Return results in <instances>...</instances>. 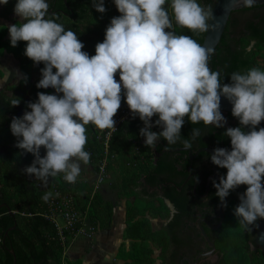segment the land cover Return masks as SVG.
<instances>
[{"label": "clouds", "instance_id": "obj_1", "mask_svg": "<svg viewBox=\"0 0 264 264\" xmlns=\"http://www.w3.org/2000/svg\"><path fill=\"white\" fill-rule=\"evenodd\" d=\"M255 2L242 0L248 8ZM8 3L0 0L2 5ZM114 4L120 14L111 18L103 41L89 55L78 35L57 22L58 14L48 18L47 0H16L13 11L22 22L8 26L10 44L26 42L24 55L35 65H44L36 87L54 89L51 94L38 92L36 101L27 102L30 110L11 120L15 146L34 156L22 171L45 186L60 175L75 184L82 165L91 160L85 150L87 126L114 132V116L122 100L133 118L143 121L140 135L146 137L145 146L154 149L162 137L166 149L177 142L191 149L192 141L181 138L185 119L224 127L223 96L232 104L239 126L224 132L230 150L217 147L211 154L216 166L227 169L219 183L213 180L215 195L227 207L225 198L244 185L233 215L246 229L264 219V127H259L264 121V70L233 72L230 83H223L221 72L209 66L214 50L177 34V27L196 34L208 32L214 27L209 21L215 19L211 6L197 0H170V4L169 0H114ZM92 6L99 13L107 11L104 0H92ZM9 76L6 72L4 80ZM12 96L9 105L19 106L20 98ZM153 126L162 130L152 131ZM200 135L199 129H192V140ZM52 196L49 191L41 199L47 203Z\"/></svg>", "mask_w": 264, "mask_h": 264}, {"label": "trees", "instance_id": "obj_2", "mask_svg": "<svg viewBox=\"0 0 264 264\" xmlns=\"http://www.w3.org/2000/svg\"><path fill=\"white\" fill-rule=\"evenodd\" d=\"M197 2L204 6L202 0ZM15 3L16 0H9L7 5H1L0 16L10 18ZM104 4L111 17L120 14L114 0H104ZM96 16L97 11L92 6V0H89L86 15L78 26L83 34L98 37L89 41L80 39L84 44L83 51L89 55L95 54L96 43L102 42L105 35V28L93 23ZM59 21L62 24L76 23L66 13H61ZM21 22L20 19L12 20L17 25ZM175 30L178 35H184L181 28L177 27ZM6 32L7 25L1 24L0 53L7 50L18 58L21 76L17 83L0 89V264H12L13 255L9 248L15 252V264H84L80 257L65 261L62 257L64 243L68 242L69 235L75 233L80 220L62 229L60 234L50 214V201H58L65 196L70 208L81 212L86 210L87 220L94 228L110 224L114 204L104 199L98 190L92 192L84 181L77 180L75 184H69L60 175L50 178L45 186L22 171L32 163L34 156L31 153L22 154V150L15 146L17 138L11 133L10 123L13 117L22 116L25 110H30L27 109V102L33 101L31 72L35 64L24 55L26 42L21 41L16 47H12ZM198 37L202 38L203 33L198 34ZM248 61L250 68L264 70V54L250 52ZM40 65L44 66L42 63ZM12 94L20 98L19 106L9 105L10 98H14ZM153 118L155 120L157 117ZM141 123L138 116L133 118L130 114L116 126V130L108 138V157L129 147L138 148L139 154H142V157H136L132 161L134 170L121 174V185L125 188L126 195L125 225L123 239L116 249L115 257L121 259L122 264H167L169 240L164 228L173 217L161 227L154 228L149 214L165 218L169 216L170 208L164 196L160 197L158 205L148 206L145 197L136 195L141 191L133 183L137 175L148 176L156 168L152 159L153 151L145 146L143 136L140 135ZM96 134L86 131L88 141L85 150L91 154L90 162L98 161L95 164L98 169L99 160L104 155V146L103 140L98 139ZM41 155H44L43 149ZM49 191L53 196L46 203L41 197ZM235 207L229 206L214 238L216 249L222 252L221 264H264V252L254 243L256 224L248 229L241 226L233 215ZM155 247L159 248L157 261L153 255Z\"/></svg>", "mask_w": 264, "mask_h": 264}, {"label": "water", "instance_id": "obj_3", "mask_svg": "<svg viewBox=\"0 0 264 264\" xmlns=\"http://www.w3.org/2000/svg\"><path fill=\"white\" fill-rule=\"evenodd\" d=\"M204 6H211L214 25L199 38L198 34L182 29L184 35L191 36L202 46L212 48L209 66L221 72L223 83H230L233 72H245L249 66L250 52L264 54V0H256L251 8L245 7L242 0H202ZM89 0H47L49 17L52 14L66 13L76 23L63 24L81 40H94L79 31V22L86 15ZM58 23H61L59 20ZM232 104L221 97V112L227 123L222 128L205 127L203 122L191 124L185 119L181 128V138L192 141V148L185 150L182 143L167 145L162 137L153 149L156 168L148 176L137 175L133 183L141 189L148 206H156L161 196H167L175 203L177 212L164 228L169 240L167 264H221L222 252L214 247V238L222 222L221 201L215 195L213 180L219 183L227 169L219 168L211 161V154L217 147L230 150V138L224 135L227 127L239 126L232 116ZM153 121L154 118H153ZM259 127H264V121ZM192 129H199L201 135L192 140ZM157 126L152 131L159 132ZM247 130V129H245ZM145 140V139H144ZM143 140V141H144ZM246 190L242 185L225 198L239 200V194ZM13 227V226H12ZM254 243L264 252V219L255 225ZM12 264H15V252Z\"/></svg>", "mask_w": 264, "mask_h": 264}, {"label": "rangeland", "instance_id": "obj_4", "mask_svg": "<svg viewBox=\"0 0 264 264\" xmlns=\"http://www.w3.org/2000/svg\"><path fill=\"white\" fill-rule=\"evenodd\" d=\"M111 16L108 14V12L105 13H99L97 12V16L94 19L93 23L96 25H100L103 28L106 29L108 24L110 23ZM13 19H19L13 13H11V17L6 19L0 16V25L6 24L7 25V32L6 35L9 36L8 32V26L12 25ZM44 66L41 65H35L32 72H31V80H32V93H33V102L38 99L37 93L38 92H46V93H54V89L48 88L45 89H38L36 87L37 82L41 79V72L40 69ZM10 73V76L5 81L4 76L5 73ZM21 76V73L19 71L18 67V58L13 55L10 51L4 50L2 53H0V89L10 85L15 84L18 82L19 78ZM116 79L119 80V76L117 74ZM142 128V126H141ZM87 132H95L98 133V129L95 128L93 125L87 126ZM144 138V137H143ZM146 138V137H145ZM104 146V145H103ZM138 148H125V150L116 153L114 156H109L107 158V164L103 169L102 173V179L99 181L98 176L100 174V170L96 169L95 164L98 162H90L89 165L85 166L82 165V171L80 176L77 180L84 181L87 183L91 189L98 190L102 197L104 199L110 200L113 204V214L111 218V222L108 226L99 228L95 227L92 230L90 234L87 232H77L72 235L68 236V242L65 244L63 251H62V257L64 261L68 258L74 259L76 257L73 255L75 252H77L78 249L81 248V258L83 260L84 264H90L88 261V256L90 258L94 257V254H97V256L102 257V253L104 255V259L106 261V264H122V260L115 257V254H112L111 248L115 247L116 241H121L123 239V228L125 225V218H124V206H125V188L121 185V174L122 173H130L132 170H134V167L132 165V161L139 156L142 157V154H139ZM108 153V152H107ZM138 154V155H137ZM151 224L154 228L159 227L162 222L164 221L163 217L156 216L149 214ZM59 223H63L64 221L60 218H57ZM90 224L88 221L85 223V227L87 228ZM100 234V239L98 236L96 237V234ZM74 237V238H73ZM73 238V239H72ZM98 240V241H96ZM100 244L101 249L95 251L96 253H90L91 248H93L94 245ZM159 251L158 247L154 248V259L157 261L159 258L157 256V253ZM102 252V253H100ZM91 260V259H90Z\"/></svg>", "mask_w": 264, "mask_h": 264}, {"label": "built area", "instance_id": "obj_5", "mask_svg": "<svg viewBox=\"0 0 264 264\" xmlns=\"http://www.w3.org/2000/svg\"><path fill=\"white\" fill-rule=\"evenodd\" d=\"M131 114L126 102L124 100H122L121 103V107L118 110L117 114L114 116V120L116 121L115 127L125 118H127L129 115ZM141 126L143 127V121L141 123ZM112 131L110 130H105L103 132H101L98 129V133L97 138L100 140H103V145H104V155L103 157L99 160V168L98 170H100V174L98 176V180L100 181L102 179V171L104 169V167L107 164V145H108V138L110 136ZM95 189H92V192H94ZM68 199L63 196L60 200H51L50 201V214L52 216V218L54 219L55 223L58 226V229L60 230V234H62V229L70 227L72 225V223L76 220H80V225L78 226V228L76 229L75 233L77 232H87L88 230V234H90L92 232L91 229L94 228L93 225H88V227H85V223H87V212L86 210L81 212L75 209L70 208L69 203H68ZM57 218L62 219L64 222L63 223H59ZM89 222V221H88ZM61 238L64 240V236L61 235ZM66 243H64L65 246ZM63 246V248H64Z\"/></svg>", "mask_w": 264, "mask_h": 264}, {"label": "flooded vegetation", "instance_id": "obj_6", "mask_svg": "<svg viewBox=\"0 0 264 264\" xmlns=\"http://www.w3.org/2000/svg\"><path fill=\"white\" fill-rule=\"evenodd\" d=\"M2 4H0V6H1ZM13 13V12H12ZM158 129H160V127H157ZM143 139H146L145 137L143 138ZM151 151H153V148H151ZM152 159H153V161L155 160V157H154V155H152ZM153 163H155V162H153ZM136 188H137V190L139 191H141V189L138 187V186H136ZM164 200H165V202L167 203V205L169 206V208H170V214H169V216H167V217H165L164 218V221L162 222V224L159 226V227H161L162 225H164V224H166L172 217H174V213L177 211V208H176V205H175V203L173 202V200H171L169 197H167V196H164ZM239 200H237V199H230L229 201H228V203H227V207H225L224 208V210H223V215H222V217H223V219H224V216H225V214H226V212L230 209L229 208V206L230 205H232V206H237L238 204H239ZM223 219H222V221H223ZM222 223V222H221ZM221 226V225H220ZM158 227V228H159ZM214 247H215V245H214ZM216 248V247H215ZM251 248H254V245H251Z\"/></svg>", "mask_w": 264, "mask_h": 264}, {"label": "crops", "instance_id": "obj_7", "mask_svg": "<svg viewBox=\"0 0 264 264\" xmlns=\"http://www.w3.org/2000/svg\"><path fill=\"white\" fill-rule=\"evenodd\" d=\"M113 216H114V214H113ZM100 235H101V233L100 234H96V237L98 236V238L100 239ZM74 238V237H73ZM72 238V239H73ZM96 241H98V240H96ZM99 242H97V244L96 245H94L93 246V248H91V251H90V253H96L95 251H97V250H100L101 249V247H100V244H98ZM119 243H120V241H116L115 242V247L114 248H111V250H112V254H115V252H116V249H117V247H118V245H119ZM81 250V248L80 249H78L77 250V252H75L73 255H75V256H80L81 258H83L82 257V252L80 251ZM100 253H102V252H100ZM104 257V255H103V253H102V257L101 256H97V254H94V257L93 258H90V256H88V261L90 262V264H106V261H105V259L103 258ZM91 259V260H90Z\"/></svg>", "mask_w": 264, "mask_h": 264}]
</instances>
